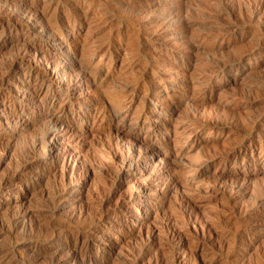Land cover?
<instances>
[{
  "label": "rangeland",
  "instance_id": "obj_1",
  "mask_svg": "<svg viewBox=\"0 0 264 264\" xmlns=\"http://www.w3.org/2000/svg\"><path fill=\"white\" fill-rule=\"evenodd\" d=\"M0 1V264H80L68 259L70 253H62L59 263L55 255L81 233L86 236L79 245H89L90 264H264V201L255 217L245 216L264 190V152L252 144L263 141L264 133L248 128L258 123L264 130V0ZM14 7L44 12V20L16 32L12 27L22 21L12 17ZM181 19L191 28L182 29ZM41 24L52 25L54 35L45 34ZM55 34L64 42L54 40ZM78 66L95 73L92 82L82 80ZM38 68H46L64 88H47ZM123 85L129 89L121 101ZM135 87L139 90L133 92ZM147 91L155 95L149 104L141 102ZM166 94L174 97L173 108L153 112L165 108ZM92 101L97 109L88 104ZM107 106H113L116 117L100 115ZM45 113L51 122L44 120ZM139 115L156 125L139 130L134 122ZM217 116L233 125L221 124ZM56 118L63 125L51 140L56 147L50 142L26 154ZM31 122L40 123L28 128ZM212 124L224 129L216 132ZM107 126L125 132L105 133ZM129 135L146 143L145 161L139 146L132 164L113 157L115 151L130 155L125 148ZM236 149L240 152L226 161ZM191 169L202 172L195 178L181 175ZM232 173L239 176L237 191L247 188L241 197L228 190L229 181L219 182ZM174 177L183 183L172 189ZM214 185L228 190L226 196L206 189ZM138 186L147 189L138 193ZM54 189L62 196L44 203ZM187 197L183 215L179 202ZM122 203L126 207L120 210ZM101 216H107L103 226L88 236ZM205 222L215 231H205ZM225 231L229 234L223 236ZM244 231L250 235L239 247L235 239Z\"/></svg>",
  "mask_w": 264,
  "mask_h": 264
},
{
  "label": "bare ground",
  "instance_id": "obj_2",
  "mask_svg": "<svg viewBox=\"0 0 264 264\" xmlns=\"http://www.w3.org/2000/svg\"><path fill=\"white\" fill-rule=\"evenodd\" d=\"M9 1V0H8ZM11 1V0H10ZM52 1V0H51ZM85 1V0H84ZM213 1V0H212ZM246 1V0H245ZM249 1V0H248ZM5 2V0L3 1V3ZM12 2V1H11ZM181 2V1H180ZM250 2V1H249ZM248 2V3H249ZM0 3H1V1H0ZM7 4H8V2H6ZM16 3H17V1H16ZM20 3V2H19ZM18 3V4H19ZM71 3V2H70ZM250 3H252V2H250ZM262 3V2H261ZM74 4V3H73ZM73 4H71V5H73ZM237 4V3H236ZM253 4V3H252ZM260 4V3H259ZM2 5V4H1ZM4 5V4H3ZM6 5V4H5ZM16 5V4H15ZM20 5V4H19ZM19 5H17V6H19ZM75 5V4H74ZM235 5V4H234ZM250 5V4H249ZM8 6V5H7ZM11 6V5H10ZM25 6V5H24ZM68 6H70V5H68ZM217 6V5H216ZM243 6V5H242ZM251 6V5H250ZM176 7V6H175ZM230 7H232V6H230ZM9 8V7H8ZM14 8H17V7H14ZM19 8L20 7H18L17 8V10H16V12L15 13H13L14 15L12 16L13 18H16V17H19L20 19H18V20H21L22 21V23L20 24V25H18V26H14V27H12L13 28V30L14 31H16V32H18L19 30H21V28H24L25 29V27H28V25H36V24H38V23H40V21L42 20H44L43 19V15H45L44 14V12H38L37 10H35L34 8H28V9H25V8H23V9H20L19 10ZM49 8V7H48ZM206 8V7H205ZM208 8V7H207ZM210 8V7H209ZM220 8V7H219ZM250 8V7H249ZM252 8H254L253 6H252ZM79 9V8H78ZM174 9V8H173ZM177 9V8H176ZM180 9V8H179ZM221 9V8H220ZM244 9V8H243ZM246 9V8H245ZM255 9V8H254ZM257 9V8H256ZM128 10V9H127ZM233 10V9H232ZM237 10H239V9H237ZM249 10V9H248ZM40 11V10H39ZM42 11V10H41ZM44 11H45V9H44ZM75 11V10H74ZM77 11V10H76ZM210 11V10H209ZM211 11H212V9H211ZM230 11V10H229ZM244 11V10H243ZM11 12V11H10ZM9 12V14H11ZM131 12V11H130ZM186 12H187V10H186ZM197 12V11H196ZM232 12V11H231ZM247 12V11H246ZM253 12V11H252ZM255 12V11H254ZM46 13H47V11H46ZM70 13V12H69ZM166 13V12H165ZM164 13V14H165ZM172 13V12H171ZM171 13L167 16V18H170V16H171ZM214 13V12H213ZM216 13V12H215ZM218 13V12H217ZM224 13V12H223ZM226 13V12H225ZM239 12H237L236 14H238ZM245 13V12H244ZM249 13H250V11H249ZM136 14V13H135ZM187 14V13H186ZM191 14V13H190ZM194 14H195V12H194ZM219 14V13H218ZM246 14H248V13H246ZM257 14V13H256ZM71 15V14H70ZM174 15V14H173ZM196 15V14H195ZM213 15V14H212ZM212 15H210V16H212ZM228 15V14H227ZM252 15V14H251ZM72 16V15H71ZM165 16V15H164ZM197 16H198V14H197ZM244 16H246L245 14H244ZM257 16V15H256ZM182 17V16H181ZM186 17V16H185ZM188 17H189V15H188ZM192 17V16H191ZM195 17V16H194ZM232 17V16H231ZM237 17V16H236ZM239 17V16H238ZM238 17H237V19H238ZM241 17V16H240ZM239 17V18H240ZM253 17V16H252ZM12 18V19H13ZM59 18V17H58ZM197 18V17H196ZM257 18V17H256ZM76 19V18H75ZM126 19V18H125ZM142 19V18H141ZM147 19V18H146ZM150 19V18H149ZM157 19V18H156ZM159 19H161V18H159ZM200 19H202V18H200ZM219 19V18H218ZM232 19V18H231ZM17 20V19H16ZM56 20V19H55ZM70 20V19H69ZM170 20V19H169ZM180 20V19H179ZM196 20V19H195ZM215 20V19H214ZM213 20V21H214ZM220 20V19H219ZM240 20V19H239ZM238 20V21H239ZM261 20V19H260ZM161 21V20H160ZM164 21V20H163ZM165 21H167V20H165ZM211 21V20H210ZM232 21V20H231ZM249 21V20H248ZM138 22H139V20H138ZM142 22V21H141ZM162 22V21H161ZM170 22V21H169ZM192 22V21H191ZM237 22V21H236ZM250 22V21H249ZM248 22V23H249ZM253 22V21H252ZM259 22V21H258ZM264 22V21H263ZM56 23V22H55ZM127 23V22H126ZM144 23V22H143ZM151 23V22H150ZM160 23V22H159ZM231 23V22H230ZM244 23V22H243ZM47 24V23H46ZM138 24V23H137ZM140 24V23H139ZM180 24L182 25V29H184L185 30V28H187L186 27V25H187V22L184 20V19H181V21H180ZM192 24V23H191ZM240 24V23H239ZM42 25V24H41ZM154 25V24H153ZM152 25V26H153ZM223 25V24H222ZM230 25V24H229ZM233 25V24H232ZM139 26V25H138ZM157 26H158V24H157ZM167 26H168V24H167ZM191 26V25H190ZM189 26V27H190ZM193 26V25H192ZM199 26V25H198ZM197 26V27H198ZM210 26V25H209ZM254 26V25H253ZM261 26V25H260ZM32 27V26H31ZM42 28H43V32L45 33V34H47V35H51V33H53L52 32V28H53V26L52 25H42L41 26ZM154 27V26H153ZM161 27H162V25H161ZM179 27V26H178ZM188 27V28H189ZM196 27V28H197ZM223 27V26H222ZM225 27H227V26H225ZM12 28H6L7 30H6V32H11V30H12ZM191 28V27H190ZM235 28V27H234ZM237 28V27H236ZM239 28V27H238ZM255 28V27H254ZM28 29V28H27ZM55 29V28H54ZM194 29V28H193ZM212 29H213V27H212ZM57 30V29H56ZM142 30V29H141ZM149 30V29H148ZM191 30V29H190ZM216 30V29H215ZM221 30V29H220ZM242 30V29H241ZM248 30H250V29H248ZM254 30V29H253ZM38 31L39 32H41L40 31V28L38 29ZM37 31V32H38ZM193 31V30H192ZM198 31V30H197ZM207 31V30H206ZM225 31V30H224ZM228 31V30H227ZM238 31V30H237ZM263 31V30H262ZM36 32V31H35ZM182 32V31H181ZM191 32V31H190ZM189 32V33H190ZM244 32V31H243ZM58 33V32H57ZM141 33V32H140ZM149 33V32H148ZM159 33V32H158ZM193 33V32H192ZM38 34V33H37ZM42 34V33H41ZM184 34V33H183ZM187 34V33H186ZM205 34V33H204ZM212 34V33H211ZM228 34H229V32H228ZM234 34V33H233ZM235 34H237V33H235ZM258 34V33H257ZM53 35H54V33H53ZM62 35V34H61ZM133 35V34H132ZM178 35V34H177ZM252 35V34H251ZM264 35V34H263ZM40 36V35H39ZM43 36V35H42ZM140 36V35H139ZM261 36V35H260ZM45 37V36H44ZM51 37V36H50ZM155 37V36H154ZM177 37V36H176ZM232 37V36H231ZM54 40L56 39V41H62V42H64L63 41V38H62V36H60V34L59 35H56L55 34V36H53L52 37ZM50 39V38H49ZM147 39V38H146ZM149 39V38H148ZM154 39V38H153ZM206 39V38H205ZM223 39V38H222ZM232 39V38H231ZM261 39V38H260ZM185 40V39H184ZM189 40V39H188ZM217 40V39H216ZM219 40V39H218ZM233 40V39H232ZM246 40V39H245ZM51 41H52V39H51ZM144 41V40H143ZM151 41V40H150ZM158 41V40H157ZM207 41V40H206ZM139 42V41H138ZM194 42V41H193ZM135 43V42H134ZM258 43V42H257ZM5 44V43H4ZM190 45H191V43H189ZM193 44V43H192ZM210 44V43H209ZM239 44V43H238ZM259 44V43H258ZM132 45V44H131ZM253 45V44H252ZM25 46V45H24ZM108 46V45H107ZM212 46V45H211ZM227 46V45H226ZM133 47V46H132ZM191 47V46H190ZM189 47V48H190ZM199 47V46H198ZM24 48V47H23ZM30 48V47H29ZM135 48V47H134ZM217 48V47H216ZM25 49V48H24ZM33 49V48H32ZM140 49V48H139ZM165 49V48H164ZM252 48L250 47V50H251ZM258 49V48H257ZM31 50V49H30ZM38 51H36V49L34 48L33 49V51H34V53H37V56H39L40 57V55H39V49H37ZM128 50V49H127ZM199 50V49H198ZM202 50V49H201ZM204 50V49H203ZM26 50H24V52H25ZM75 51V50H74ZM77 51V50H76ZM95 51H96V49H95ZM135 51H136V49H135ZM161 51V50H160ZM196 51V50H195ZM204 51H206V50H204ZM212 51H214V50H212ZM261 51V50H260ZM264 51V50H263ZM22 52V51H21ZM23 52V53H24ZM29 52V51H28ZM197 52V51H196ZM201 52V51H200ZM256 52V51H255ZM22 53V54H23ZM31 53V52H30ZM33 53V54H34ZM110 53V52H109ZM193 53V52H192ZM202 53V52H201ZM215 53V52H214ZM219 51H218V55L217 56H219ZM250 53V52H249ZM44 54V53H43ZM137 54V53H136ZM209 54V53H208ZM211 54H213V52L211 53ZM21 55V54H20ZM25 55V54H24ZM129 55V54H128ZM138 55V54H137ZM143 55V54H142ZM146 55V54H145ZM144 55V56H145ZM204 55V54H203ZM246 55V54H245ZM250 55V54H249ZM19 56V55H18ZM34 56H36V55H34ZM193 56V55H192ZM207 56V55H206ZM210 56V55H209ZM229 56V55H228ZM240 56V55H239ZM247 56V55H246ZM253 56V55H252ZM22 57V56H21ZM38 57V58H39ZM139 57V56H138ZM220 57V56H219ZM222 57V56H221ZM19 58V57H18ZM25 58V57H24ZM136 58V57H135ZM234 58V57H233ZM148 59V58H147ZM146 59V60H147ZM247 59V58H246ZM20 60V59H19ZM124 60V59H123ZM142 60V59H141ZM214 60V59H213ZM217 60V59H216ZM231 60H233V59H231ZM242 60V59H241ZM26 61V60H25ZM145 61V60H144ZM218 61V60H217ZM229 61V60H228ZM234 61V60H233ZM13 62V61H12ZM151 62H153V61H151ZM163 62V61H162ZM222 62V61H221ZM221 62H219L220 63V65H221ZM131 63V62H130ZM134 63V62H133ZM141 63V62H140ZM208 63V62H207ZM236 63H238V62H236ZM11 64V63H10ZM139 64V63H138ZM223 64V63H222ZM12 65V64H11ZM82 65V64H81ZM130 65V64H129ZM136 65V64H135ZM141 65V64H140ZM146 65V64H145ZM148 65H149V63H148ZM164 65V64H163ZM166 65V64H165ZM212 65V64H211ZM40 66H41V64H40ZM47 66V65H46ZM57 66V65H56ZM147 66V65H146ZM222 66H224V64L222 65ZM221 66V70H222V68H224V67H222ZM86 67V66H85ZM88 67V66H87ZM155 67V66H154ZM212 67V66H211ZM215 67V66H214ZM77 68V67H76ZM167 68V67H166ZM46 69V68H45ZM45 69H42V68H38L37 69V72H39L38 73V77H39V81L40 82H42V83H44L45 85L47 84V88L48 87H51L52 89H54V91L56 90H61L62 88H64V87H62V84H58V83H54L53 82V80H52V77L50 76L51 74H49L48 72H47V69L45 70ZM78 70H79V73L81 74V76H82V80H84V81H91L92 82V80H93V77H95V73H92L91 71H89V70H87V68H83V66H78V68H77ZM130 69V68H129ZM145 69V68H144ZM143 69V70H144ZM209 69V68H208ZM213 69H215V68H213ZM232 70V69H231ZM131 71V70H130ZM205 71V70H204ZM214 72V71H213ZM129 73V72H128ZM141 73V72H140ZM145 73V72H144ZM211 73H212V70H211ZM216 73V72H215ZM214 73V74H215ZM227 74V73H226ZM54 76H56L57 78H59V72H57V73H55L54 74ZM80 76V75H79ZM139 76H141V74H139ZM145 76V75H144ZM150 77V76H149ZM109 78V77H108ZM144 78V77H143ZM136 79V78H135ZM135 79H132V80H130V81H128V82H133ZM57 80V79H56ZM72 80V79H71ZM77 80V79H76ZM75 80V81H76ZM198 80V79H197ZM70 81V80H69ZM74 81V80H73ZM108 81V80H107ZM137 81V80H136ZM56 82H59V80H57ZM127 82V83H128ZM191 82V81H190ZM111 83V82H110ZM109 83V84H110ZM141 83V82H140ZM143 83V82H142ZM147 83V82H146ZM181 83V82H180ZM197 83V82H196ZM69 84V83H68ZM74 85H76V82L75 83H73ZM72 84V85H73ZM91 84V83H90ZM124 84H125V82H124ZM138 84V83H137ZM122 85V84H121ZM193 85V84H192ZM197 85V84H196ZM66 86V85H65ZM116 86V85H115ZM128 85H123L121 88H120V96H118V97H120L121 98V101L124 99V97H126V96H124L123 94H125L127 91H128V87H127ZM199 86V85H198ZM76 87V86H75ZM117 87V86H116ZM115 87V88H116ZM67 90L68 89H70L71 88V86L70 85H68L67 87ZM144 88H145V85H144ZM181 88V87H180ZM179 88V89H180ZM132 89V88H131ZM187 89V88H186ZM137 91V90H139L138 89V87H135L132 91L134 92V91ZM13 91V90H12ZM41 91V90H40ZM53 91V92H54ZM131 91V93H133ZM130 92V91H129ZM128 92V93H129ZM114 93V92H113ZM116 95V94H115ZM137 95V94H136ZM135 96V95H134ZM142 97H141V102L143 103V102H147L148 104L149 103H151V101H154V97H155V95H154V93H153V91H147V92H145L144 94H142L141 95ZM106 97V96H105ZM129 97V96H128ZM136 97V96H135ZM166 97H169L170 98V100L168 101V102H166L165 104H164V107L165 108H163V107H160V108H158V107H155L154 108V110H153V112H155V111H157V112H164V110H167V111H169V110H171L172 108H173V104H175V101H174V97H172V96H170V95H167L166 94ZM132 99V98H131ZM53 100H54V98L53 99H51V102H53ZM120 100V99H119ZM251 100H252V98H251ZM263 100V99H262ZM177 101V100H176ZM108 102V101H107ZM106 102V103H107ZM258 102V101H257ZM109 103V102H108ZM89 105H92V106H94V109H97L96 108V106H97V102H95V101H92V102H90V103H88ZM70 105H73V102L71 101L70 102ZM100 105V104H99ZM102 105V104H101ZM105 105H107V104H105ZM114 105V104H113ZM250 105V104H249ZM248 105V106H249ZM86 106V105H85ZM178 106V105H177ZM255 106V105H254ZM261 106V105H260ZM103 107V106H102ZM113 107V106H112ZM111 106H107L106 108H104V110L102 111V112H100V115H102L103 117H106V118H114V117H116V113L114 112V111H112V108ZM256 108V107H255ZM258 108V107H257ZM22 109H26V105H24V107L22 106ZM149 109V108H148ZM23 110V111H24ZM27 110V109H26ZM99 110V109H98ZM114 110V109H113ZM116 110V109H115ZM67 112V108L66 109H64V110H62V112ZM14 115H17V114H14ZM214 117H215V115H214ZM220 118H221V116H219ZM223 117V116H222ZM254 117V116H253ZM51 117H50V115H48L47 113H45V116H44V120H50V121H48V122H51V120L52 119H50ZM217 118H218V116H217ZM225 119L227 118V117H224ZM85 119H87V118H83L82 120H85ZM214 119V121H215V118H213ZM219 119V118H218ZM253 119H255V118H253ZM43 120V121H44ZM149 120V119H148ZM194 120H196V119H194ZM222 120V119H221ZM220 119L219 120H217V121H221ZM147 121V118H146V116L145 117H141V115H139V116H137L136 118H135V125H136V127L139 129V130H141V129H146V130H149V129H151L152 128V126H154V125H156V123H154V122H146ZM213 121V120H212ZM231 121V120H230ZM229 121V122H230ZM234 121V120H233ZM262 121V120H261ZM60 121L58 120V118H56V120L54 121V123H53V127H49V126H47V127H43V130L41 131L42 133V135H41V137L39 138V139H36V140H34L35 142L33 143V144H31L30 146H29V148H28V150H25V152H26V154H28V152L30 153V154H36V153H34L36 150H38L39 148H42V147H46L50 142H51V140L53 139V138H55V136H56V134H55V132L57 131V129H59V128H62V126L63 125H59L58 123H59ZM222 122L224 123V122H228V119H227V121H221L220 123L222 124ZM229 122H228V124H225V125H229ZM240 122V121H239ZM36 123H40V122H36ZM36 123H29L28 124V128H32ZM237 123H238V121H237ZM252 123V122H251ZM50 124V123H49ZM52 124V123H51ZM239 124V123H238ZM241 125L243 124V123H240ZM194 125V124H193ZM224 125V124H223ZM223 125H220V124H212V125H210V127H211V129H216V132H221L223 129H224V126ZM230 125L232 126L233 125V123H232V121H231V123H230ZM247 125H248V123H247ZM164 126L166 127L167 125H166V123H164ZM230 126V127H231ZM237 126V125H236ZM235 126V129L234 130H236V128L238 127H236ZM240 126V125H239ZM234 127V126H233ZM242 127V126H241ZM248 128L251 130V132H254V131H261V133H264V130H261V127H260V125L258 124V123H255V125H251V126H248ZM237 129H239V127L237 128ZM241 129V128H240ZM32 130V129H31ZM111 130H113L115 133H118V134H120L121 135V133H124L125 131L123 130V129H113V128H111L110 126H107L105 129H104V132L105 133H107L108 131H110L111 132ZM231 130V129H230ZM210 131H212V130H210ZM232 131V130H231ZM244 131V130H243ZM240 132H241V130H240ZM244 133V132H243ZM242 132H241V134H243ZM79 134V133H78ZM237 134V133H236ZM235 134V135H236ZM249 134H251L250 132H249ZM120 135H118L119 137H120ZM245 135V134H244ZM241 136V135H240ZM251 137V136H250ZM249 138V137H248ZM120 139V138H119ZM122 139V138H121ZM126 139L128 140V144H127V146H126V144H125V148L127 149V151L129 152V156H126V154H124L122 151L121 152H119V151H115L116 153V156H113V154H111V153H108L109 155L111 154L113 157H115L116 159H120V163L122 164V162H126V164L127 163H131V162H133V157L136 155V151H135V148H136V146H139V148H141L142 149V151H140V152H142L141 153V155H139V158L141 159V160H143V161H145L146 159H147V151H146V149H145V146H146V143L144 142V141H141V140H139V138H137L136 136H131V135H129V136H127L126 137ZM186 139H188V138H185V140ZM124 140V139H123ZM243 140V139H242ZM244 141V140H243ZM264 141V140H263ZM262 140H260V141H252V144L254 145V146H256V147H258L262 152H264V142H263ZM50 146H51V148L52 149H54L55 147H56V143L54 142V141H52L51 142V144H50ZM44 149V148H43ZM240 149H236V150H233V152L231 153V154H227L226 156H225V158H226V161H228L229 159H231L232 157H235V155L237 154V153H239L240 151H239ZM44 152H45V150H43ZM55 151V150H54ZM107 151H109L110 152V149L109 150H107ZM36 152H38V151H36ZM118 152V153H117ZM174 154H176V153H174ZM110 155V156H111ZM108 156V155H107ZM110 156H108L109 157V160H111L110 158L112 157H110ZM137 156V155H136ZM115 158H113V159H115ZM115 159V160H116ZM54 161H56V159H53ZM112 161V160H111ZM119 161V160H118ZM117 161V162H118ZM122 161V162H121ZM56 163V162H55ZM113 163H114V161H113ZM137 163V162H136ZM138 163H140V162H138ZM39 164H41V163H38V165ZM110 164H111V162H110ZM132 164V163H131ZM140 165V164H139ZM106 166V165H105ZM108 167V166H107ZM190 170V169H189ZM189 170H185V171H183L182 172V174L181 175H185V176H189V178H195V177H197V176H199L200 174H201V170H193V169H191V171H189ZM193 170V171H192ZM187 179V178H186ZM222 179L224 180V181H229V185H228V190H230V191H235V192H237V197H241L242 195H244L245 194V192L247 191V188H245L244 190H242V191H237V187H236V185L238 184V182L237 181H239V176L237 175V174H235V173H232V175L231 174H226V175H222V176H220L219 177V182L220 183H223V184H225V183H227V182H222ZM180 179L178 178V177H174V179L172 180V181H170V188H172V189H175L176 187H178L181 183H183V182H180L179 181ZM188 180V179H187ZM190 180V179H189ZM192 180V179H191ZM231 181V182H230ZM152 183V182H151ZM150 183V184H151ZM237 183V184H236ZM149 184V185H150ZM152 184H154V183H152ZM236 184V185H235ZM217 186L218 185H214V186H206V189L207 190H212V191H214V192H219L221 195H224V196H226L225 194H226V192L228 191H226V189L225 188H221V187H219V188H217ZM238 186V185H237ZM146 189L147 188H145L144 186H138V187H136V192H138V193H144L145 191H146ZM171 190V189H170ZM57 191H58V189H57ZM57 191H55V189L52 191H50L48 194L50 195H48L47 197H45L44 199H43V202L44 203H47L48 205L49 204H54L55 202H56V200L60 197V196H62V195H60V192L58 193ZM68 193H71V190H68V191H66L64 194H68ZM236 197V198H237ZM258 198V197H257ZM227 199V198H226ZM229 199V198H228ZM259 200L260 201H258V202H255V204L253 205V207L251 206L250 208H248V209H246V217H248V216H251V217H255V215H256V212H257V210L259 209V206H261L262 205V202L264 201V190H263V193H262V191H261V195H260V198H259ZM256 201V200H255ZM189 202V198L187 197V198H184L182 201H180L179 202V210L180 209H182V207H183V205L184 204H187ZM233 202V201H232ZM47 205L45 204V207H46ZM51 206H53V205H51ZM228 206L230 207L231 206V204L229 205V203H228ZM43 207H44V205H43ZM50 207V206H49ZM126 206L122 203L121 205H120V210H123L124 208H125ZM182 210H180V212H181ZM185 212V211H184ZM183 211L181 212V213H184ZM102 212L100 211V214H101ZM119 213V212H118ZM243 213V214H244ZM25 214V213H24ZM180 214V213H179ZM243 214L241 215V216H243ZM181 215V214H180ZM179 215V216H180ZM183 215H185V213L183 214ZM173 217V216H172ZM182 217V216H181ZM180 217V218H181ZM244 217V216H243ZM107 218V216H101L100 218H99V221L97 222V223H95V224H93V225H91L89 228H88V230H87V234H88V236H91L92 234H94V233H97V232H99V229L103 226L102 225V221L104 220V219H106ZM174 218V217H173ZM172 218V219H173ZM173 220H175V219H173ZM94 221V220H93ZM243 221V220H242ZM167 222V221H166ZM169 223L171 222V223H173L172 222V220H170L169 219V221H168ZM163 223V222H162ZM169 223H163L162 225L163 226H165V227H168V225H169V227H170V224ZM87 225V224H86ZM172 225V224H171ZM201 225H203V223L201 224ZM212 226H213V224H208V223H204V228H205V231H207V230H209V232H210V234H211V232L214 230L215 231V229H213L212 230ZM70 227V226H69ZM88 227V226H87ZM160 227H162L161 225H160ZM202 227V228H203ZM215 227V226H214ZM12 228V227H11ZM86 228V227H85ZM163 228V227H162ZM226 228V227H225ZM166 229V228H165ZM201 229V228H200ZM229 229V228H228ZM157 230V229H156ZM167 231V230H166ZM202 231V230H201ZM204 231V230H203ZM204 231V232H205ZM216 231H218L217 229H216ZM222 231H224V230H222ZM231 230H229V232H230ZM203 232V233H204ZM80 233V232H79ZM154 233H157V231L156 232H154ZM218 233V232H217ZM215 234V233H213L214 235L213 236H218V234ZM227 232L225 231L224 233H222L223 234V236H224V234H226ZM231 233V232H230ZM238 233V232H237ZM175 234V233H174ZM207 234V233H206ZM209 234V233H208ZM219 234H221V233H219ZM227 234H229V233H227ZM232 234V233H231ZM76 235V234H75ZM96 235V234H95ZM178 235V234H177ZM201 235H203V234H201ZM234 235V234H233ZM249 235H250V233L248 232V231H244V232H241V233H238V235H237V237H236V235H234V237H236V242H237V246H239V247H241V245H242V243L243 242H245L247 239H248V237H249ZM86 236V233H85V235L84 234H82L81 233V235H76L75 237H70V239H68V240H66V242L63 244V246L61 247V249L57 252V254L55 255L54 253H53V255H55L56 256V260H57V263H59L61 260H62V258H58L60 255H61V257H62V253H64V252H66V253H70V257L68 258V256H67V258L68 259H70V260H74V261H78L80 264H90L92 261H93V258H91L89 255H88V250H89V245H84L83 243V245H79V242H80V240L82 239V237H85ZM199 236V235H198ZM204 236V235H203ZM203 236H200V238L201 237H203ZM209 236V235H208ZM180 237V236H179ZM197 237V236H196ZM205 237V236H204ZM221 237V236H220ZM226 237V236H225ZM232 237H230L232 240H233V238ZM198 238V237H197ZM213 238V237H212ZM219 237H217L215 240L217 241V239H218ZM227 238V237H226ZM206 239H209V238H206ZM211 239V238H210ZM221 239V238H220ZM231 239H230V241H231ZM223 240V239H222ZM221 240V241H222ZM228 241H229V239H227ZM209 241V240H208ZM213 241H214V239H213ZM212 241V242H213ZM215 241V242H216ZM226 241V240H225ZM214 242V244H216ZM223 242H224V240H223ZM231 243H233V242H231ZM202 244V243H201ZM211 244V243H210ZM213 244V243H212ZM218 244V243H217ZM216 244V245H217ZM220 244V243H219ZM218 244V245H219ZM80 247H79V246ZM151 245V244H150ZM205 245H207V244H205ZM221 245V244H220ZM223 245V244H222ZM232 245V244H231ZM225 246V245H224ZM149 247H151V246H149ZM217 248H218V246H216ZM214 248H215V246H214ZM220 248V247H219ZM210 249V248H209ZM213 249V248H212ZM222 249V248H221ZM32 250V249H31ZM56 250H58V249H56ZM44 251V250H43ZM213 251V250H212ZM215 251H216V253H218L217 252V250L215 249ZM214 251V252H215ZM32 252V251H31ZM211 252V251H210ZM146 253V252H145ZM219 253H220V250H219ZM213 254V253H212ZM65 254H63V256H64ZM263 256V255H262ZM232 257V256H231ZM234 257H236V256H234ZM64 258V257H63ZM233 258V257H232ZM54 259V260H55ZM61 259V260H60ZM262 259V258H261ZM264 259V258H263ZM260 259H259V257H258V259H257V262L259 261ZM63 261V260H62ZM67 261H69V260H66L65 262H63V263H66ZM262 261V260H261ZM156 263H158L157 261H155ZM260 262V261H259ZM264 262V261H263ZM262 262V263H263ZM55 263V262H54ZM71 263V262H70ZM161 263V262H160ZM255 263V262H254ZM52 264V263H51ZM162 264V263H161ZM201 264V263H200ZM259 264H261V262L259 263Z\"/></svg>",
  "mask_w": 264,
  "mask_h": 264
}]
</instances>
